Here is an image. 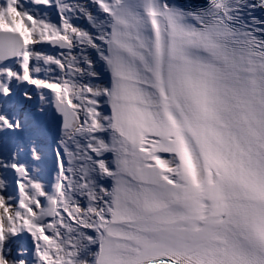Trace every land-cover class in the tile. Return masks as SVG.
I'll list each match as a JSON object with an SVG mask.
<instances>
[{"label": "snow or ice", "instance_id": "6c2138e0", "mask_svg": "<svg viewBox=\"0 0 264 264\" xmlns=\"http://www.w3.org/2000/svg\"><path fill=\"white\" fill-rule=\"evenodd\" d=\"M0 264H264V0H0Z\"/></svg>", "mask_w": 264, "mask_h": 264}, {"label": "bare ground", "instance_id": "6f19581e", "mask_svg": "<svg viewBox=\"0 0 264 264\" xmlns=\"http://www.w3.org/2000/svg\"><path fill=\"white\" fill-rule=\"evenodd\" d=\"M52 15V18H53V20H55L56 19V16H55V14L53 13V14H51ZM81 23H83V22H81ZM44 47V50H47L46 49V44L43 46ZM49 51V53H52V54H55L56 53V49H55V51H52V50H50V49H48Z\"/></svg>", "mask_w": 264, "mask_h": 264}, {"label": "rangeland", "instance_id": "374dc122", "mask_svg": "<svg viewBox=\"0 0 264 264\" xmlns=\"http://www.w3.org/2000/svg\"><path fill=\"white\" fill-rule=\"evenodd\" d=\"M51 14H53V13H51ZM47 52V51H46Z\"/></svg>", "mask_w": 264, "mask_h": 264}]
</instances>
